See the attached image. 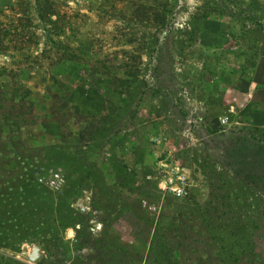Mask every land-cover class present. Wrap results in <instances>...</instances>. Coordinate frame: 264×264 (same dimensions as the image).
<instances>
[{
	"label": "rangeland",
	"instance_id": "1",
	"mask_svg": "<svg viewBox=\"0 0 264 264\" xmlns=\"http://www.w3.org/2000/svg\"><path fill=\"white\" fill-rule=\"evenodd\" d=\"M53 1L79 57L55 65L37 0H0V264H264V129L224 102L264 0Z\"/></svg>",
	"mask_w": 264,
	"mask_h": 264
},
{
	"label": "crops",
	"instance_id": "2",
	"mask_svg": "<svg viewBox=\"0 0 264 264\" xmlns=\"http://www.w3.org/2000/svg\"><path fill=\"white\" fill-rule=\"evenodd\" d=\"M224 102L235 112L236 125L264 129V56H260L243 84L229 88Z\"/></svg>",
	"mask_w": 264,
	"mask_h": 264
},
{
	"label": "trees",
	"instance_id": "3",
	"mask_svg": "<svg viewBox=\"0 0 264 264\" xmlns=\"http://www.w3.org/2000/svg\"><path fill=\"white\" fill-rule=\"evenodd\" d=\"M36 11L37 27L40 30L37 38V52L40 51V53L37 55V58L43 57L45 53L52 52L51 65L61 63L64 60H77L79 58L77 50L72 47L71 39L66 35L64 28L66 22L62 21L55 2L53 0H37ZM11 34L12 31H10ZM15 39V35L14 37L12 36L11 42L17 43L18 41ZM9 73H13V75ZM6 74L9 78L18 75L13 70Z\"/></svg>",
	"mask_w": 264,
	"mask_h": 264
},
{
	"label": "built area",
	"instance_id": "4",
	"mask_svg": "<svg viewBox=\"0 0 264 264\" xmlns=\"http://www.w3.org/2000/svg\"><path fill=\"white\" fill-rule=\"evenodd\" d=\"M228 120H229L228 115L221 117L220 124L225 125L226 123H228ZM177 170L178 172L175 175L167 177L166 180L163 182L164 188L170 190L178 197H185L188 194L186 187L189 182L191 172L190 169L187 168H181ZM143 205L147 206L148 204L146 201H144Z\"/></svg>",
	"mask_w": 264,
	"mask_h": 264
},
{
	"label": "water",
	"instance_id": "5",
	"mask_svg": "<svg viewBox=\"0 0 264 264\" xmlns=\"http://www.w3.org/2000/svg\"><path fill=\"white\" fill-rule=\"evenodd\" d=\"M39 247H37V246H35L34 248H33V250H32V253H31V257L33 258V259H35V258H38L39 256H40V254H39Z\"/></svg>",
	"mask_w": 264,
	"mask_h": 264
}]
</instances>
